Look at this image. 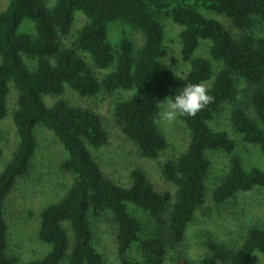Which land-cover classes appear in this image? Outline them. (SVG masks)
<instances>
[{
    "label": "trees",
    "instance_id": "obj_1",
    "mask_svg": "<svg viewBox=\"0 0 264 264\" xmlns=\"http://www.w3.org/2000/svg\"><path fill=\"white\" fill-rule=\"evenodd\" d=\"M77 11L86 22L69 41ZM163 19L180 27L186 73H178L177 59L169 56ZM23 20L34 23L35 35L18 31ZM117 20L142 34L141 47L128 39L112 44L108 25ZM203 40L210 42L211 59L194 56ZM204 82H210L212 101L195 117L180 116L189 143L162 164V181L142 168L130 170L126 184L105 172L93 154L109 142L102 116L64 97L67 88L83 99L132 92L112 103L113 119L140 157L158 160L169 145L156 121L158 101L174 98L188 83ZM11 85L17 92L12 119L18 146L0 171V264H18L8 252L5 209L31 168L38 126L61 143L66 158L60 167L73 182L42 210L38 236L49 250L27 264H110L96 246L103 224L112 230L118 264H192L184 241L206 201L209 153L222 152L229 161L212 191L216 206L264 192V170L246 169L236 140L210 126L230 105L232 129L264 156V0H9L0 9V122L8 115ZM3 154L0 144V159ZM129 205L150 216L157 235L142 240V223ZM204 246L197 264H250L255 252L264 254V218L246 229L239 247L214 238ZM134 247L141 259L131 255Z\"/></svg>",
    "mask_w": 264,
    "mask_h": 264
},
{
    "label": "rangeland",
    "instance_id": "obj_2",
    "mask_svg": "<svg viewBox=\"0 0 264 264\" xmlns=\"http://www.w3.org/2000/svg\"><path fill=\"white\" fill-rule=\"evenodd\" d=\"M9 0H0V9L5 11ZM209 16H216L208 12ZM86 18L81 12H75V22L70 34V40H74ZM165 27L166 43L169 56L177 59L178 73H186L190 65L183 61L181 56V45L179 39L180 27L169 19H163ZM19 32L35 35L34 23L23 20L18 28ZM109 39L117 46L123 39L133 42L136 48L144 43L142 34L122 21H114L108 25ZM210 42H200L194 56L211 59L209 54ZM169 62V60H167ZM217 68L219 64L215 63ZM210 82L202 83L206 88ZM65 99L71 104L90 108L102 116L104 126L109 135L106 146L93 150L95 157L103 164L105 172L111 174L121 183L126 184L128 173L134 168L146 170L156 181L161 180L160 169L164 162L176 159L183 153L189 143V131L180 117L174 123H160V126L168 140L167 150L158 160H146L140 157L134 146L128 141L122 130L116 125L112 115V103L116 98H128L132 92H122L113 97H97L94 99H83L77 93L67 88ZM62 96V98H63ZM48 98V102L54 100ZM17 106V92L11 85L8 98V115L0 122V144L4 149L3 157L0 159V171L10 161L18 146V137L13 123L12 114ZM231 106H225L223 112L216 116L210 123L215 130H226L231 138L236 140V154L240 156L246 169L259 167L264 170V156L256 146L246 145L241 141L231 127L229 112ZM37 149L31 163V168L26 177L20 178L15 190L10 194L5 218L8 224L9 254L16 257L18 264H27L30 260L44 256L49 246L43 243L38 236L40 227V215L42 210L49 204L57 202L64 191L68 189L73 176L64 172L60 164L66 158L65 151L53 132L43 126L35 129ZM211 168L206 181L207 197L203 207L196 213L194 220L190 223L184 247L188 252V261L197 264V261L206 253L205 240L214 238L218 241H226L238 247L242 244L246 229L264 218V192L240 194L226 206H216L212 201V191L220 183L228 170V157L222 152L209 153ZM168 190H174L170 183L164 185ZM133 213L142 223V240L157 235L158 225L152 221L150 216L141 209L129 205ZM96 246L100 253L110 264H118L116 243L112 236V230L103 224L96 232ZM134 258L141 259L142 253L134 247L131 251ZM166 264H176L166 262ZM250 264H264V254L255 252Z\"/></svg>",
    "mask_w": 264,
    "mask_h": 264
},
{
    "label": "clouds",
    "instance_id": "obj_3",
    "mask_svg": "<svg viewBox=\"0 0 264 264\" xmlns=\"http://www.w3.org/2000/svg\"><path fill=\"white\" fill-rule=\"evenodd\" d=\"M211 101L212 97L205 85L188 83L174 98L158 101L157 107L160 110L156 114V121L171 124L180 116L195 117Z\"/></svg>",
    "mask_w": 264,
    "mask_h": 264
}]
</instances>
